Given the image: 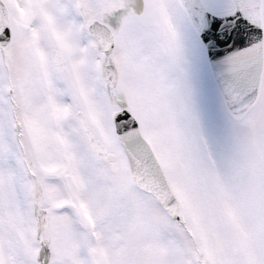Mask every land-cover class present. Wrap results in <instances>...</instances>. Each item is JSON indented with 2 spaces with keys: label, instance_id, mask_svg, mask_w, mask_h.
I'll return each mask as SVG.
<instances>
[{
  "label": "snow or ice",
  "instance_id": "snow-or-ice-1",
  "mask_svg": "<svg viewBox=\"0 0 264 264\" xmlns=\"http://www.w3.org/2000/svg\"><path fill=\"white\" fill-rule=\"evenodd\" d=\"M0 264H264V0H0Z\"/></svg>",
  "mask_w": 264,
  "mask_h": 264
}]
</instances>
